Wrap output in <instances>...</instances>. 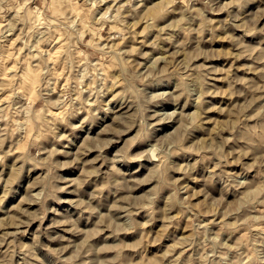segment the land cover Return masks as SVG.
<instances>
[{
	"label": "rangeland",
	"instance_id": "374dc122",
	"mask_svg": "<svg viewBox=\"0 0 264 264\" xmlns=\"http://www.w3.org/2000/svg\"><path fill=\"white\" fill-rule=\"evenodd\" d=\"M0 264H264V0H0Z\"/></svg>",
	"mask_w": 264,
	"mask_h": 264
},
{
	"label": "bare ground",
	"instance_id": "6f19581e",
	"mask_svg": "<svg viewBox=\"0 0 264 264\" xmlns=\"http://www.w3.org/2000/svg\"><path fill=\"white\" fill-rule=\"evenodd\" d=\"M91 2L93 3V4H95V2H96V0H91ZM106 16H109V15H106ZM11 28H9V30H10ZM153 146V145H152ZM151 149V148H150ZM150 151V150H149ZM151 152V151H150ZM158 153H156L155 155H157ZM159 154H162V153H159ZM151 156V155H150ZM160 156V155H159ZM156 157V156H155ZM159 158H161V157H159ZM158 158V159H159ZM150 159H152V158H150ZM156 160V159H155Z\"/></svg>",
	"mask_w": 264,
	"mask_h": 264
},
{
	"label": "water",
	"instance_id": "95a60500",
	"mask_svg": "<svg viewBox=\"0 0 264 264\" xmlns=\"http://www.w3.org/2000/svg\"><path fill=\"white\" fill-rule=\"evenodd\" d=\"M157 150L153 147L151 150V156L154 158L155 154H156Z\"/></svg>",
	"mask_w": 264,
	"mask_h": 264
}]
</instances>
